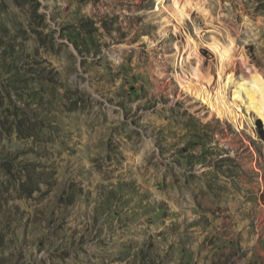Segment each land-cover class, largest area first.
<instances>
[{
    "label": "rangeland",
    "instance_id": "rangeland-1",
    "mask_svg": "<svg viewBox=\"0 0 264 264\" xmlns=\"http://www.w3.org/2000/svg\"><path fill=\"white\" fill-rule=\"evenodd\" d=\"M175 45L241 128L181 90ZM249 74L264 0H0V264H264Z\"/></svg>",
    "mask_w": 264,
    "mask_h": 264
},
{
    "label": "bare ground",
    "instance_id": "bare-ground-1",
    "mask_svg": "<svg viewBox=\"0 0 264 264\" xmlns=\"http://www.w3.org/2000/svg\"><path fill=\"white\" fill-rule=\"evenodd\" d=\"M187 3V1H185ZM175 5H177L175 3ZM185 4H181L180 6H174L177 10H184ZM197 9V8H195ZM187 13L186 10H184ZM178 12V11H177ZM189 13H187V17ZM170 25H167L162 29V35L167 37L169 35ZM175 29V28H174ZM210 51L216 53L221 64V69L217 72V77L220 79L223 76L225 77V82L223 84L224 88H229V84L227 82L232 80L234 76L231 74H224L223 67L225 64L232 62L230 48L225 49L224 51L220 50L218 46L215 44L206 45ZM190 48V47H189ZM174 49L179 54V66L183 72L182 78L176 79L180 83L181 90L183 92H191L195 95V98L200 100L201 102L207 103L208 107L212 110L217 109L222 117H231L234 119V123L237 124L239 121L240 128L242 125V118L238 115L233 114V112L226 105L225 100H223L222 95L219 92L218 98H216V94L214 98L210 99L209 94L207 93L206 84L210 82L211 79L204 78L203 76V62L200 60L198 55V47L193 45V49H183L179 50L177 45L174 46ZM232 50V47H231ZM234 58V57H233ZM245 79V78H244ZM203 83V84H201ZM233 102H241L243 107L248 108L247 112H251L255 114L257 119L261 120L264 126V81L263 79L256 74H249L248 78L244 80L242 84H240L238 90H234L232 93ZM247 110V109H246Z\"/></svg>",
    "mask_w": 264,
    "mask_h": 264
}]
</instances>
